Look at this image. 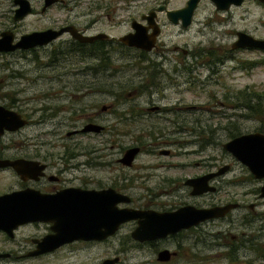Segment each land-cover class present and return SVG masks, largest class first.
Here are the masks:
<instances>
[{
    "label": "flooded vegetation",
    "instance_id": "flooded-vegetation-1",
    "mask_svg": "<svg viewBox=\"0 0 264 264\" xmlns=\"http://www.w3.org/2000/svg\"><path fill=\"white\" fill-rule=\"evenodd\" d=\"M81 1L84 0H67L66 3L69 7V5L76 6ZM132 1H88L89 3L85 6L80 16L75 17L82 19L80 25L72 19H68V22L65 24L49 27L54 30H60L67 26L73 27L78 34L88 39L86 41H80L68 31H63L46 45L11 51H34V49L44 48L54 43L59 45L58 50L54 49L52 51L55 59L53 62L55 64L73 67V63L80 60V62H85V65H89L86 68L91 72V81H87L86 79L75 83V85L68 86V90L63 91L68 98H84L95 91L97 94H103L104 75H110L109 70L117 69V67H120L126 61L129 62L127 66L139 65L140 67H147L150 70V76L148 77L150 82L145 85L141 81L136 84L134 83L131 88L132 91L128 93H122L120 89L116 92H111V104H102L99 110L93 111L91 116H86L83 123H72V127L78 128L67 132V136L81 133L102 135L99 146L88 149L89 146H83L82 144L79 146L77 142H74L71 146L63 143L62 152L57 155L54 151H49L53 146H47L48 142L31 140L21 133L25 127L38 124L40 119H42L36 117V113L40 108L36 105L34 96L32 98L25 97L26 93L23 91V88L18 87L14 89L16 87H9L10 79L0 78V108L10 112L17 122L22 119L26 120L24 125L13 130L4 129L0 134V162H7L0 164V174H6V178L3 180L5 182L2 181L0 183V190L3 189L0 191V195L26 189L49 195H56L60 192L71 190L80 194L82 192V199H79L77 196L70 197H77L74 200L80 201L86 206L99 204L98 206L100 207L104 208L108 206V208L113 210L130 208L160 213L172 212L186 205H192L195 208H209L236 203V206L222 216L206 219L161 239L144 242L132 239L130 233L137 225V220H129L120 224L112 234L105 238L73 240L63 243L52 250L38 254H34L33 252L37 250L38 242L45 235L52 233L50 229L52 223L42 221L26 222L16 227L11 237L3 233L11 240L14 238L15 232L22 227L44 225L45 231L29 237V247H26V245L18 246L17 251L21 252L20 254H15L12 250H9L0 252L8 254L0 258L8 260L36 259L43 256H52L63 248L78 243L90 245L103 243L116 236L125 225L132 226L130 233L124 237L126 242L134 243L136 246H148L157 255L159 250L168 249L162 246V242L169 239H177L183 232L202 229L204 225L216 226L218 222H225L224 225H229L232 222V212L245 207L248 210L241 214L240 219L245 223L259 220L258 231L261 236H264V191L262 190L264 177L255 178L243 166L240 172H233V163L230 159L234 162L237 161V163L240 162L225 149L224 155L230 157L229 160L226 158L219 159L215 155L192 156L203 154L206 149L213 148L216 143V133L220 131L233 132L235 130L234 132L237 135L229 136L227 140L253 132L264 134V107L254 112L250 110L254 115L242 113L236 115L221 112L226 118L224 124H221L220 121L216 122V110L208 109L206 111L208 114H204L203 112L201 113L200 108L197 109L193 105L181 107L179 103L175 101L171 102L179 98L168 97L170 94L164 92L156 93L158 87L155 86L158 83L154 84V81L157 80L156 67L162 68L171 62L172 66L170 64V68L177 79L180 74V68L201 66L213 69L217 64H222L224 60H234L235 56L232 54L233 52L246 49L264 51V49L258 47H234L233 44L237 41V34L239 32L256 39L264 38H259L255 34H250L244 30H234L235 39L230 43L227 55L222 57L215 55L211 48L202 44L195 46V50L182 49L183 53L195 57L192 65H189L182 55L175 56L174 59L169 56V51L176 53L179 51L177 46L167 48L164 45L161 38L164 23L161 20L160 14H164L165 19L172 26L186 30L194 23L193 16L200 0L197 1L190 18V23L185 27L182 26L181 19H178L177 22L171 21L167 16V12L183 8L186 6L188 0L185 1L183 6L175 8H168L169 0H159L154 5L146 8L145 12L142 11L140 13L132 9ZM246 1L240 0L239 4L232 2L226 9H217L211 1L213 3V12L205 16L203 23L207 25L208 22H215V19H220L219 22H231L232 9L240 8ZM256 2L258 5L264 6V2L260 0H256ZM57 3L63 4L65 2L64 0H57L51 5ZM42 8L43 5L40 9L41 12L46 9ZM15 9L16 5L12 15H14ZM217 14L223 18H218ZM13 21L18 20L13 19ZM136 29L143 36L149 38L156 32L153 37L154 43L150 49L147 50L128 44L129 39L126 37L135 35ZM2 31L12 32L13 44L22 35L16 37L14 31L8 28ZM59 54H61V57H58ZM203 55H207L208 57L203 58ZM73 57H77V61H73ZM198 58L199 60L197 61L196 59ZM263 60L264 58H259L251 61V63L255 65L263 64L260 62ZM143 62H145L144 65H142ZM162 73L165 77L172 79V77L168 76V72ZM68 74H71L70 70ZM17 75L20 76V74ZM170 83L178 85L177 81L175 83L171 81ZM94 85L97 86V90H93L92 87ZM148 86L152 87L146 93ZM142 95L147 96V102L144 106L140 107L135 100ZM259 98L264 99L258 96V100ZM161 100H165V102L162 103ZM241 107L248 108L245 103H242ZM233 116L254 119L259 123L258 127L250 131L239 132L238 128L233 126ZM10 118L11 116L8 119ZM89 123L100 125L101 129L98 132L81 131ZM192 145H196V148L192 150L186 149L187 146ZM172 147L177 148L178 152L176 156H174ZM130 148H138V151L129 163H125L123 155ZM141 155L147 156V161L141 162L138 165L136 161ZM220 170L222 171L218 173ZM242 171H246L245 175L251 179H255L258 183V186L255 188L257 200L247 204H244V200L241 198L237 200V194L229 191V187L233 183L232 178H240ZM208 175L210 176L206 180H199V178ZM7 180H13V183L8 184ZM202 187L206 190L196 193ZM102 191L103 194H100ZM116 194H122L128 197L129 200L127 202L114 200ZM256 207H258L259 211L255 210ZM250 225L248 224V226ZM227 233L217 231L213 236H219L225 240ZM233 237L230 235V238ZM251 239H253L252 235H249L245 239L243 234H240L235 239L236 241H233L230 248L237 247V252L239 247L244 245V242ZM173 252H175V255L169 261L160 263L171 262L174 257L178 254L180 255L179 247L173 250ZM114 257H118L119 261L118 255ZM114 257L102 259L101 264H103L105 259ZM258 257L264 260V241L260 243V246L258 243Z\"/></svg>",
    "mask_w": 264,
    "mask_h": 264
},
{
    "label": "rangeland",
    "instance_id": "rangeland-1",
    "mask_svg": "<svg viewBox=\"0 0 264 264\" xmlns=\"http://www.w3.org/2000/svg\"><path fill=\"white\" fill-rule=\"evenodd\" d=\"M29 1L32 12L18 21H13L12 14L15 5L12 0H0V31L8 28L14 31L18 37L23 33L60 26L68 22V19H72L80 25L82 19L75 17L80 16L89 3L88 1L96 0H84L76 6L69 5V7L66 3L67 0H64L65 3L51 5L43 12L40 11L43 0ZM156 1L159 0H133L132 9L137 13L145 12L146 8L154 5ZM185 1L169 0L168 8L183 6ZM212 12L213 3L210 0H200L193 16L194 23L186 30L172 26L167 22L164 14H160L164 23L161 37L164 45L167 48L178 47V53L169 51V56L172 59L182 55L188 64L192 65L195 57L183 53L182 49L195 50V46L198 44L211 48L217 56L227 55L230 43L235 39L234 30H244L259 38H264V6L258 5L256 0H247L240 8L232 9L231 22H219L220 19H215V22H208L205 25L203 23L205 16ZM217 17L223 18L218 14ZM54 49L58 50L59 45L52 43L44 48L34 49V51L0 53V78L10 79L9 87L23 88L26 93L25 97L32 98L34 96L36 105L40 108L36 113V117L42 118L40 122L25 127L21 133L31 140L48 142L47 146H53L49 151H54L57 155L61 154L63 143L71 146L77 142L79 146L80 144L89 146L88 149L96 148L100 145L102 135L81 133L67 136V132L78 128L72 127V123H83L86 116H91L93 111L99 110L102 104H111V92H116L118 89L122 93L131 92L134 83L140 81L143 85L148 84L150 70L139 65L127 66L129 62L126 61L117 69L109 70L110 75H104L103 94H97L95 91L84 98H68L63 91H67L68 86L75 85L77 82L86 79L91 81V72L86 68L89 65H85V62H80V60L74 62L73 67L55 64L52 55ZM232 54L235 56L234 60H224L222 64H217L213 69L201 66L180 68L177 79L170 68L172 62L162 68L156 67L157 80L154 81V84L158 83L155 86L158 87V90L153 92L170 94L168 97L179 98L171 102L175 101L181 107L193 105L197 109L200 108L201 113L204 114H208L206 112L208 109L216 110V122L220 121L221 124H224L226 120L221 112L254 115L252 112L264 107V99L259 98L258 100L257 98V96H264V63L255 65L251 61L264 58V51L246 49ZM58 57H61V54ZM205 57L208 56L203 55V58ZM72 59L77 61V57ZM196 60L198 61L199 58ZM144 64L145 62L142 65ZM69 70L71 74H68ZM162 72H168V76L172 79L165 77ZM171 81L174 83L177 81L178 85L171 84ZM150 87L152 86L147 87L146 93ZM92 88L97 90L95 85ZM161 88L163 89L161 90ZM146 98V95H142L135 101L141 107L147 102ZM161 102L164 103L165 100H161ZM242 103L247 106L257 105V109L250 112L251 109L241 107ZM258 124L254 119L233 116V126L238 128L239 132L256 129ZM230 132H217L213 148L206 149L203 154L192 156L215 155L219 159L229 160L230 157L224 155L225 150L221 143L229 138ZM172 148L174 156H176L177 148ZM194 148L196 145L187 146L186 149ZM146 157L141 155L136 163L139 165L141 162H146ZM230 161L233 163V172H240L242 166L247 170L243 164L231 159ZM246 173V171H242L240 178H232L233 183L229 187V191L237 194V200L238 198L243 199L244 204L257 200L255 188L258 186L255 179L246 176ZM5 178L6 174H0V183ZM6 182L11 184L13 180ZM187 199L189 198L187 197ZM247 210V207L234 210L231 214L232 222L229 225H224L225 222H218L216 226L204 225L202 229L183 232L177 239L162 242V246L171 251L176 250L177 247L180 250V255L178 254L168 263L156 261V255L148 246H136L134 243L126 242L124 237L130 233L132 226L125 225L116 236L103 243L92 245L78 243L63 248L52 256L36 259L8 260L0 258V264H101L102 259L115 255L119 256V261L116 264H264V260L258 257V243L260 246V243L264 241V236H261L258 231L259 220L245 223L240 219L241 214ZM255 210L259 211L258 207ZM248 224L251 225L248 226ZM44 231V225L22 227L15 232V236L11 240L0 231V252L12 250L15 254H20L21 252L17 251L18 246L29 247V237ZM217 231L228 232L225 240L219 236H213ZM240 234H243L245 239L252 235L253 239L244 242V245L240 246L236 252V258L230 260L228 256L226 257L227 251ZM230 235L234 237L230 238Z\"/></svg>",
    "mask_w": 264,
    "mask_h": 264
},
{
    "label": "water",
    "instance_id": "water-1",
    "mask_svg": "<svg viewBox=\"0 0 264 264\" xmlns=\"http://www.w3.org/2000/svg\"><path fill=\"white\" fill-rule=\"evenodd\" d=\"M56 1L57 0H44L42 9H45ZM197 1L198 0H188L186 6L183 8L175 11H168V18L173 22H177L178 19H181L182 26H187L190 23V18ZM211 1L215 4L217 9H226L232 2L236 4L240 3V0ZM260 1L264 2V0ZM13 3L16 5L13 15L14 20H20L30 14L32 7L29 0H13ZM63 31H68L73 37L80 41L88 40L86 37L78 34L73 27L68 26L60 30L48 28L41 31L24 33L14 44L12 43V32L2 31L0 33V52H11L15 49H30L36 46H43L60 35ZM138 31L139 30L136 29L135 35L126 37L129 39L128 44L147 50L150 49L154 43L153 37L156 32L149 38L143 36ZM237 35L238 38L233 44L234 47L247 46L264 49V39H256L241 32ZM10 116L11 118L8 119ZM25 123L26 120L23 119L17 122L10 112L0 108V134L4 129L13 130ZM100 129V125L89 123L86 124L81 131L98 132ZM222 147L243 164L255 178L264 177V134L259 132L242 134L222 143ZM137 151L138 148L128 149L123 155V161L129 163ZM4 163L7 162H0V164ZM221 171L222 170L218 171V173ZM209 176L210 175L201 177L199 180H206ZM204 190L206 189L202 187L196 193H201ZM262 190L264 191V186ZM100 194H103V191L100 192ZM70 196H77L79 199H82L83 195L82 192L80 194L71 190H66L56 195H49L30 189L13 191L0 195V231L11 237L16 227L23 223L31 221L52 223L50 228L52 233L45 235L41 241L38 242L37 250L33 252L34 254H38L52 250L63 243L73 240L105 238L112 234L120 224L129 220H137V225L130 233L132 239L138 242L161 239L182 229H187L206 219L222 216L228 210L236 206V203L209 208H195L192 205H186L172 212L160 213L130 208L113 210L108 208V206L104 208L100 207L98 206L99 204L88 205V207L80 201H75L74 199L77 197L71 198ZM114 200L127 202L129 198L122 194H116ZM6 255L8 254L0 253V257ZM174 255L175 252L162 249L158 251L156 259L159 262H167ZM117 262L118 257H114L105 259L103 264H116Z\"/></svg>",
    "mask_w": 264,
    "mask_h": 264
},
{
    "label": "trees",
    "instance_id": "trees-1",
    "mask_svg": "<svg viewBox=\"0 0 264 264\" xmlns=\"http://www.w3.org/2000/svg\"><path fill=\"white\" fill-rule=\"evenodd\" d=\"M261 63H264V60L263 61H260ZM257 98H258V96H257ZM263 98H264V96H263ZM257 105H254V106H251V105H248L247 107L249 108V109H251V110H254V109H257V107H256ZM235 135H237V133H235V132H230V136H235ZM236 249H237V247H235V248H230L228 251H227V255H226V257L228 256V258L230 259V260H233L234 258H236ZM235 256V257H234Z\"/></svg>",
    "mask_w": 264,
    "mask_h": 264
}]
</instances>
